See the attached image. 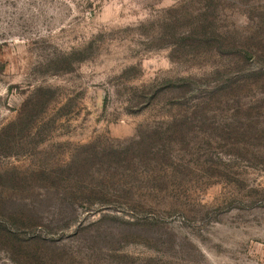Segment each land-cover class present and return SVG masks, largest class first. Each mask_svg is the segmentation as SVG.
Segmentation results:
<instances>
[{
    "label": "rangeland",
    "instance_id": "obj_1",
    "mask_svg": "<svg viewBox=\"0 0 264 264\" xmlns=\"http://www.w3.org/2000/svg\"><path fill=\"white\" fill-rule=\"evenodd\" d=\"M0 264H264V0H0Z\"/></svg>",
    "mask_w": 264,
    "mask_h": 264
},
{
    "label": "trees",
    "instance_id": "obj_2",
    "mask_svg": "<svg viewBox=\"0 0 264 264\" xmlns=\"http://www.w3.org/2000/svg\"><path fill=\"white\" fill-rule=\"evenodd\" d=\"M181 42H183V41H181Z\"/></svg>",
    "mask_w": 264,
    "mask_h": 264
}]
</instances>
